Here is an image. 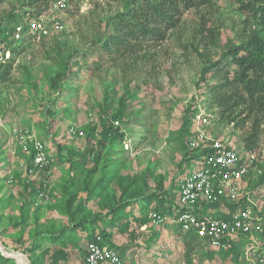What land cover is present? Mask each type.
I'll use <instances>...</instances> for the list:
<instances>
[{
    "label": "rangeland",
    "instance_id": "obj_1",
    "mask_svg": "<svg viewBox=\"0 0 264 264\" xmlns=\"http://www.w3.org/2000/svg\"><path fill=\"white\" fill-rule=\"evenodd\" d=\"M54 1L0 0V31L25 22L27 11L65 24L48 36H27L0 64V240L12 256L4 261L0 251V264H87L88 241L101 231L112 232L105 244L118 250L124 264H262L264 239L256 231V243L247 237L237 241L238 255L212 250L204 240L190 249L187 231L149 218L159 207L157 198L135 200L156 191L170 193L162 210L176 201L179 171L187 165L181 128L189 105L209 114L211 120L198 125L207 134L244 148L251 123L221 124L216 108L199 101L204 90L210 99L208 87L227 74L233 78L237 68L216 64L205 81L200 79L205 66L250 33L249 16L253 27L258 19L240 11L238 0H214L210 9L185 11L168 25L147 24L150 32L143 35L140 13L127 14L148 0H68L60 11ZM205 13H211L207 25L219 29L212 43L197 31ZM109 37H122L121 49L114 42L105 48ZM104 116L122 136L107 137L101 145ZM93 125L97 128L90 136ZM27 129L51 156L48 202H33L27 187V153L21 146ZM73 129L83 135L72 134ZM189 131H196V123ZM259 150V164L244 180L258 214L264 212V183H257L264 166V131ZM126 200L130 205L121 208ZM206 211L221 215L228 207ZM123 223L127 228L121 230ZM76 224L81 227L73 229Z\"/></svg>",
    "mask_w": 264,
    "mask_h": 264
},
{
    "label": "built area",
    "instance_id": "obj_2",
    "mask_svg": "<svg viewBox=\"0 0 264 264\" xmlns=\"http://www.w3.org/2000/svg\"><path fill=\"white\" fill-rule=\"evenodd\" d=\"M53 3L59 11L69 6L68 0H56ZM24 16L25 22L8 28L0 35V64L12 58L14 47L19 46L27 36L41 38L54 30L65 28L64 22L55 17L49 19V16L43 14L33 16L30 11L25 12ZM209 120V114L199 110L193 120L196 131L187 138L190 155L196 156L185 166L178 179L176 201L180 207L179 215L162 216L152 211L149 218L155 224L170 223L181 226L183 231L197 230L212 250H229L233 243L243 237L256 243L255 231L264 239V217L252 207L251 195L245 190L244 180L257 162L258 154L245 148L239 149L221 138L207 134L198 125H204ZM31 132V129L24 131L21 140L22 150L27 153L23 159L26 183L32 182L36 187L35 203L48 202L51 199L50 180L53 174L51 156L46 144ZM72 134L83 135V132L73 129ZM214 201L239 203V207L232 218L227 220L204 210L205 203ZM243 202L248 203L247 206ZM101 242L102 236L96 235V239L88 244L87 264H124L115 248ZM255 243L251 244L250 249L254 248ZM260 263L264 264V253Z\"/></svg>",
    "mask_w": 264,
    "mask_h": 264
},
{
    "label": "trees",
    "instance_id": "obj_3",
    "mask_svg": "<svg viewBox=\"0 0 264 264\" xmlns=\"http://www.w3.org/2000/svg\"><path fill=\"white\" fill-rule=\"evenodd\" d=\"M38 1L39 0H33L34 3H37ZM238 2L240 11L246 12L248 15H251L256 18V20L258 19V26L253 27L252 20L249 16V19L247 20L248 23L251 24L250 33L246 37H244L240 43H232L228 47V49L222 54L219 61L203 68L200 81H205L207 74L215 67L216 64L218 68H221L219 67V64L221 65V63L223 62H227V64H230L233 67H236L237 69L236 75L233 78H229L228 74H225L226 76H224L223 82H217L208 87L210 99L205 98V93L208 91H202L201 99L199 101L203 104H209L210 108H216V110L214 111L217 118L216 120L221 124H240L244 127L248 122H250L251 128L247 132V135L244 137V148L247 151L257 153L259 157L260 140L261 135L264 131V0H238ZM213 4L214 0H148L145 2L144 7H140L139 5H137L136 8H134L131 12H128L127 15L135 17L136 10L140 13V16L142 18V26L139 31L142 32L143 35H146L150 32L148 26L149 24H158V22H160L163 25H168V23L172 19H174V17H177L179 14H182L185 11H199L201 9L206 8L210 9ZM129 5L130 3L126 2L124 7H128ZM32 14L37 15L36 12ZM123 14L124 13H122V15ZM210 14L211 13H205L202 15L201 21L203 22L199 25L197 31L201 35L205 34V36L208 38V41L212 43L215 42L216 38H218L219 29L207 25L211 19ZM9 15L12 18V22L15 24L17 21L15 15L13 13ZM122 15L119 14L118 18H120ZM120 19H123V17H121ZM8 28L10 27L5 26L0 31V35H3ZM131 36H133V34H131ZM112 42H114V44H117L116 47L118 50L121 49L120 43L122 42V37H117V39L114 41H112L111 37L107 38L104 44L105 48H110V46L113 45ZM104 101L105 103H107L108 98L105 97ZM121 111L122 108L119 112L113 115V119H118ZM198 111L199 110L197 109V106L195 107L194 105L193 107L192 105H189L183 112L181 132L183 133V137L185 138V142H183V144L184 149L186 151L183 161L187 165L190 163V160L196 156L194 154L190 155V151L187 147V138L191 135L189 128L191 124H193V120ZM211 112L213 113V111ZM101 120V145L105 144L107 137H111L116 140L119 136H122L121 133L117 132V129H114L113 126L108 123L109 121H106L105 116L102 117ZM96 128L97 127L94 125L91 127L92 131L90 132V136L93 135V131H95ZM30 159L31 158H29V161ZM255 164L259 163L256 162ZM260 167L263 172L259 175L257 183L262 184L264 183V166L260 165ZM184 169L185 167H183L179 171V176L182 174ZM27 187L30 189V193L34 202V193L36 187L34 184H32V182L29 184L27 183ZM177 187L178 186L176 185V188ZM169 195V192L165 194H158L155 191L151 196L149 195L150 197L141 196L136 197L135 200H137V202H142L143 200H149L151 202L152 198H157V200L159 201V207L157 206V209L154 208V211L161 214L162 216H178L180 207L177 204V201L175 200L173 202H170L168 207H165V209L162 210V208H160L161 205H164L169 202ZM142 198L145 199L141 200ZM130 203V200H126L121 205V208L130 205ZM222 204L229 208V213L221 214L218 217L230 220L232 218L233 213L238 209L239 203H225V201H222V203L219 201L207 202L204 204V210L206 211L209 209H217L223 206ZM260 214L264 215L263 209L262 211H260ZM124 224L125 223H123V225L121 226V230H124L125 227L127 228V224L125 226ZM78 226L81 227V224H76L75 226H73V229L78 228ZM172 226L179 233L183 232L181 226ZM101 232L103 233L101 235V243L107 244L113 234L111 231ZM95 239L96 236L90 238L88 244ZM203 240L205 241L204 237H202L197 230L190 229L187 231V233H185V243L188 247H190V249H194L195 244H198L197 242ZM236 244L237 241L231 246L229 250L220 249L215 251L231 253L234 250L237 254L238 252L236 250ZM29 248L30 247H26V249H22V251L27 253L30 250ZM1 259L7 261L8 257L4 256L1 253Z\"/></svg>",
    "mask_w": 264,
    "mask_h": 264
},
{
    "label": "water",
    "instance_id": "obj_4",
    "mask_svg": "<svg viewBox=\"0 0 264 264\" xmlns=\"http://www.w3.org/2000/svg\"><path fill=\"white\" fill-rule=\"evenodd\" d=\"M0 251H1V253H2L4 256H6V257H12V256H10V255L8 254V252L6 251L5 246H4L3 242H2V240H0ZM27 264H28V263H27Z\"/></svg>",
    "mask_w": 264,
    "mask_h": 264
}]
</instances>
